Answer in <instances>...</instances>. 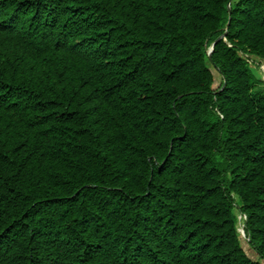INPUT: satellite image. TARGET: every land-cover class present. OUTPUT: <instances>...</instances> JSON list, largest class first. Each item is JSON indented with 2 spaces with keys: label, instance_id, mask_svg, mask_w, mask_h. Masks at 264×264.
I'll return each instance as SVG.
<instances>
[{
  "label": "trees",
  "instance_id": "trees-1",
  "mask_svg": "<svg viewBox=\"0 0 264 264\" xmlns=\"http://www.w3.org/2000/svg\"><path fill=\"white\" fill-rule=\"evenodd\" d=\"M228 3L0 0V264H264V0Z\"/></svg>",
  "mask_w": 264,
  "mask_h": 264
},
{
  "label": "rangeland",
  "instance_id": "rangeland-1",
  "mask_svg": "<svg viewBox=\"0 0 264 264\" xmlns=\"http://www.w3.org/2000/svg\"><path fill=\"white\" fill-rule=\"evenodd\" d=\"M251 67L253 68V71L255 73H257L258 76H260V70L255 66H251ZM210 69H211L213 76H214L213 88H217L219 86L221 77H220L219 73L212 66H210ZM237 217H238V232H239L240 237H241V244H242L243 249L245 250L246 254L248 256H250L251 258L259 259L258 255L249 246L248 240L246 239V237L244 235V230H243L244 216L242 214L238 213Z\"/></svg>",
  "mask_w": 264,
  "mask_h": 264
},
{
  "label": "built area",
  "instance_id": "built-area-1",
  "mask_svg": "<svg viewBox=\"0 0 264 264\" xmlns=\"http://www.w3.org/2000/svg\"><path fill=\"white\" fill-rule=\"evenodd\" d=\"M244 57L247 59V61L249 62L251 66H255L260 70L261 78L264 81V60L254 59L248 56L247 54H244ZM244 219H245V216H244Z\"/></svg>",
  "mask_w": 264,
  "mask_h": 264
},
{
  "label": "water",
  "instance_id": "water-1",
  "mask_svg": "<svg viewBox=\"0 0 264 264\" xmlns=\"http://www.w3.org/2000/svg\"><path fill=\"white\" fill-rule=\"evenodd\" d=\"M230 2H231V0H229V3H228V11L229 12H230ZM225 35H226V32L221 37L217 38L215 42H217L221 38H224ZM214 43L210 46V48L208 50V57H209L210 60H211V52L213 51V45H214Z\"/></svg>",
  "mask_w": 264,
  "mask_h": 264
}]
</instances>
